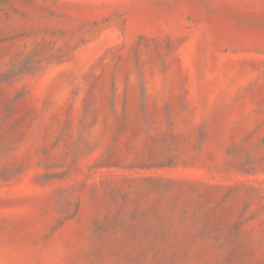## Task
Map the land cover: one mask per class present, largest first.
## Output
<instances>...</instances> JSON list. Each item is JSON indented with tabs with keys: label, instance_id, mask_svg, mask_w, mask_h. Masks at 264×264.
<instances>
[{
	"label": "rangeland",
	"instance_id": "374dc122",
	"mask_svg": "<svg viewBox=\"0 0 264 264\" xmlns=\"http://www.w3.org/2000/svg\"><path fill=\"white\" fill-rule=\"evenodd\" d=\"M0 264H264V0H0Z\"/></svg>",
	"mask_w": 264,
	"mask_h": 264
}]
</instances>
